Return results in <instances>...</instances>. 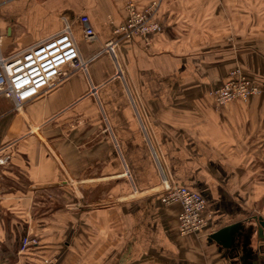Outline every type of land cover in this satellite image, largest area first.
<instances>
[{"label": "crops", "instance_id": "0c3cea01", "mask_svg": "<svg viewBox=\"0 0 264 264\" xmlns=\"http://www.w3.org/2000/svg\"><path fill=\"white\" fill-rule=\"evenodd\" d=\"M154 1L0 0L1 54L68 24L93 58L129 4ZM156 20L151 43L66 69L20 112L0 98V264H264V0H161ZM235 69L262 94L219 107L209 93ZM166 186L206 199L204 232L180 235ZM232 226V246L212 240ZM28 235L39 245L23 256Z\"/></svg>", "mask_w": 264, "mask_h": 264}, {"label": "built area", "instance_id": "2783aa9c", "mask_svg": "<svg viewBox=\"0 0 264 264\" xmlns=\"http://www.w3.org/2000/svg\"><path fill=\"white\" fill-rule=\"evenodd\" d=\"M160 6L161 1H154L144 11H138L135 5L129 4L126 23L114 30L116 38L104 44L100 52L90 59L82 55L68 24L57 35L28 47L14 57L3 58L0 48V98L9 100L13 110L20 112L27 103L58 87L66 77V69L85 70L97 56H115L116 49L123 41L140 37L151 43L152 37L164 30L156 20ZM81 24L84 40L88 43L97 40L87 16L81 17ZM261 93L260 88L241 69H235L230 73L227 82L213 89L211 95L221 107L233 102L247 101ZM9 160L10 157L0 151V167L8 164ZM161 202L167 206L177 204L181 207L177 219L181 235L201 233L207 228V201L200 194L184 187L166 186ZM38 245V239L28 235L21 241L20 254L25 256ZM44 264L53 262L46 259Z\"/></svg>", "mask_w": 264, "mask_h": 264}, {"label": "water", "instance_id": "95a60500", "mask_svg": "<svg viewBox=\"0 0 264 264\" xmlns=\"http://www.w3.org/2000/svg\"><path fill=\"white\" fill-rule=\"evenodd\" d=\"M258 221L260 223V226L264 229V220L260 217H258ZM234 228L228 227L226 229H223L222 231L217 232L215 235H213L212 240L216 241L217 243H222L223 246L230 247L231 245V231Z\"/></svg>", "mask_w": 264, "mask_h": 264}, {"label": "rangeland", "instance_id": "374dc122", "mask_svg": "<svg viewBox=\"0 0 264 264\" xmlns=\"http://www.w3.org/2000/svg\"><path fill=\"white\" fill-rule=\"evenodd\" d=\"M157 1H161V0H157ZM149 6V5H148ZM257 86V85H256ZM217 88V87H216ZM215 89V88H214ZM261 90V89H260ZM262 91V90H261ZM211 93H212V90L210 91V93H209V95H210V97L212 98L213 96L211 95ZM262 94V93H261ZM256 97V96H255ZM251 99V98H250ZM214 100V99H213ZM216 103V102H215ZM172 205H175V204H172ZM177 205V204H176ZM167 206V205H166ZM168 206H171V205H168ZM178 225H179V223H178ZM208 227V226H207ZM179 232H180V230H179ZM195 234H198V233H195ZM180 235H181V233H180ZM190 235H193V234H190ZM181 236H183V235H181ZM185 236H187V235H185Z\"/></svg>", "mask_w": 264, "mask_h": 264}, {"label": "trees", "instance_id": "16d2710c", "mask_svg": "<svg viewBox=\"0 0 264 264\" xmlns=\"http://www.w3.org/2000/svg\"><path fill=\"white\" fill-rule=\"evenodd\" d=\"M20 246H21V243H20Z\"/></svg>", "mask_w": 264, "mask_h": 264}]
</instances>
